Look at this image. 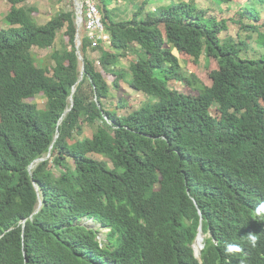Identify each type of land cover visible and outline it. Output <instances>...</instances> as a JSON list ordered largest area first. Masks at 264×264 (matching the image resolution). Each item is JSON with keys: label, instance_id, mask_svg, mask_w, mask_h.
<instances>
[{"label": "trees", "instance_id": "1", "mask_svg": "<svg viewBox=\"0 0 264 264\" xmlns=\"http://www.w3.org/2000/svg\"><path fill=\"white\" fill-rule=\"evenodd\" d=\"M5 1L11 8L0 28V264H198L191 245L199 226L207 235L206 264H264V220L245 212L264 191V20L243 22L259 21L256 7L246 4L234 20L256 34L249 55L244 39L221 38L227 20L207 16L195 0L148 12L144 0L121 21L110 10L119 0H99L109 50L103 41L93 46L81 27L84 70L76 84L82 63L75 10L39 25L26 0ZM62 29L68 41L48 55L53 65H38L32 48H53ZM134 44L141 53L128 80L113 69ZM89 50L99 52L111 86ZM174 51L215 59L212 85L196 96L171 88L191 84ZM121 81L148 97L126 115L117 113L126 109L123 100L106 107ZM40 94L43 106L28 101ZM85 123L96 126L90 137ZM249 233L258 236L256 247ZM228 244L242 251L229 256Z\"/></svg>", "mask_w": 264, "mask_h": 264}, {"label": "rangeland", "instance_id": "2", "mask_svg": "<svg viewBox=\"0 0 264 264\" xmlns=\"http://www.w3.org/2000/svg\"><path fill=\"white\" fill-rule=\"evenodd\" d=\"M144 0H119L116 3H113L110 6L111 13L116 18V21L130 19L138 9L139 5ZM172 1L177 0H149L148 4L145 7V12L154 11L156 8L167 5ZM186 1V0H185ZM197 5L200 8L207 10V16H215L218 20L226 19L227 20V31L221 33V38L231 37L234 40L239 36L241 39H244L246 44L250 45L249 55H252L253 48L256 49V34L252 31H243L240 29L239 24L235 23L234 20L239 18V10L244 7L246 4L254 5L256 10L259 13V21H252L249 19H244L245 24H260L264 20V0L252 2L251 0H230L228 3H219L218 0H195ZM73 4L69 0H26L22 5L25 7H33L36 12L33 13L34 20L37 24H45L51 17H53L57 12L63 10L74 9L75 13L77 11V5L75 1L72 0ZM79 6L81 5L82 0H77ZM11 5L8 4L5 0H0V28H4L5 24L3 18L10 11ZM213 8V9H212ZM85 12V8H84ZM81 27H79V34L81 39ZM252 37H248V36ZM68 41L67 37L64 34V29L59 31L57 34L53 48L49 49H39L37 47L32 48L33 54L37 57V64L53 65L52 60L48 55L55 50H61L63 45ZM105 50H109V45L106 44ZM138 45L134 44L132 48L127 51L125 56L119 58L118 63L114 66L115 71L125 73V77L129 80V64L132 61L137 60L138 55L140 54ZM174 53L180 60L181 63V72L185 78L190 80L191 84L185 82H172L169 84L171 88H175L185 94L196 96L198 90L204 87H210L212 85V72L218 69L217 61L213 58L207 59L204 52L201 53L194 52L190 55L180 54L176 51ZM242 56L247 57L245 53H241ZM87 56L94 62V66L98 71H101L103 76H105L108 84L112 85L114 77L112 75L106 74L102 71V68L99 64V52L89 50ZM196 81H193V78ZM122 89L120 93H117L112 90L113 98L112 102H106L107 108H113L114 104H120L121 100L126 103V109H118L117 113L119 115H126L129 111L139 109L144 102L148 99L145 95L133 91L125 81H121ZM31 103H36L38 107H41L45 104L46 99L43 95H38L37 97L28 100ZM215 114V113H214ZM96 126L91 124H83L84 136L90 137L95 131ZM82 138V137H80ZM90 156L101 160L102 158L96 154H90ZM89 223V222H87ZM101 236L99 240L101 241Z\"/></svg>", "mask_w": 264, "mask_h": 264}, {"label": "clouds", "instance_id": "3", "mask_svg": "<svg viewBox=\"0 0 264 264\" xmlns=\"http://www.w3.org/2000/svg\"><path fill=\"white\" fill-rule=\"evenodd\" d=\"M253 196L254 197L250 198L249 205H248L247 209L245 210V212H246V214H251L255 221H262V220H264V191H261V190L258 191L257 190L256 194ZM244 208H245V204L240 198L239 199V216L245 215V214L242 215ZM90 225L93 226L92 223H90ZM107 230L108 229L101 230V233L98 236V239L100 236L102 237L101 243H102V241H105L104 238H105V234L107 233ZM199 233H202L203 245H202L200 252L196 253V251L194 249V243L196 240V238H195L194 242L191 245V248L193 251L192 254H193V257L198 261V264H206V261H202L201 255H202V250L204 249V246H205V238L207 235L203 232L202 227H201L200 231L198 230V234ZM198 234H197V236H198ZM247 240L252 247H256V245L258 243V236L254 233H249L247 235ZM225 251H226L227 255L231 256L234 253L241 252L242 249L238 245L228 244L226 246ZM237 264H239V263L237 262Z\"/></svg>", "mask_w": 264, "mask_h": 264}, {"label": "built area", "instance_id": "4", "mask_svg": "<svg viewBox=\"0 0 264 264\" xmlns=\"http://www.w3.org/2000/svg\"><path fill=\"white\" fill-rule=\"evenodd\" d=\"M76 16L81 17L80 26H85L87 35L92 41L93 46H96L99 41H103L105 44L109 43V35L105 32L102 23L99 0H82L81 12L78 15L76 13Z\"/></svg>", "mask_w": 264, "mask_h": 264}, {"label": "water", "instance_id": "5", "mask_svg": "<svg viewBox=\"0 0 264 264\" xmlns=\"http://www.w3.org/2000/svg\"><path fill=\"white\" fill-rule=\"evenodd\" d=\"M74 1H75V4L77 5V11H76V13L78 15L81 12V5L79 6V3L77 2V0H74ZM80 23H81V17L80 16H76L77 34H76V37H75V41H76L75 48H76V54H77L78 60H80V62L82 63V65H81L80 78H79V80H78V82L76 84H78L82 80V78H83V70H84V63H83L84 60H83V56H82L81 51H80V45H81V39H80V34H79V27H81L80 26ZM74 90H75V86L72 89V93L74 92ZM70 103H71L70 108L67 109L64 112L63 115H65L67 112H69L71 110L72 106H73V98H72V95L70 96ZM48 157H49V155L47 156V158ZM43 160H44V158L35 160L30 165L29 169L31 170L34 167L35 164H37L38 162L43 161ZM30 174H32V172H30ZM41 205H42V201H41V198L39 197V205H38V208H37L36 212L40 209ZM200 229H201V226L198 228V230L200 231Z\"/></svg>", "mask_w": 264, "mask_h": 264}, {"label": "bare ground", "instance_id": "6", "mask_svg": "<svg viewBox=\"0 0 264 264\" xmlns=\"http://www.w3.org/2000/svg\"><path fill=\"white\" fill-rule=\"evenodd\" d=\"M35 166V165H34ZM203 245V236L202 233H199L196 237L195 243H194V249L196 253H199Z\"/></svg>", "mask_w": 264, "mask_h": 264}]
</instances>
